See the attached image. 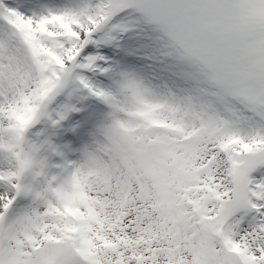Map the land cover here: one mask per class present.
<instances>
[{"label":"snow or ice","instance_id":"1","mask_svg":"<svg viewBox=\"0 0 264 264\" xmlns=\"http://www.w3.org/2000/svg\"><path fill=\"white\" fill-rule=\"evenodd\" d=\"M0 264H264V0H0Z\"/></svg>","mask_w":264,"mask_h":264}]
</instances>
